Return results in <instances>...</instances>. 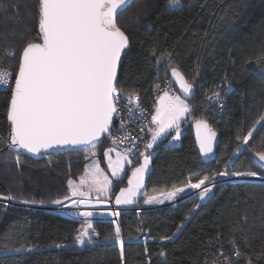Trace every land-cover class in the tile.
Wrapping results in <instances>:
<instances>
[{
    "label": "trees",
    "instance_id": "trees-1",
    "mask_svg": "<svg viewBox=\"0 0 264 264\" xmlns=\"http://www.w3.org/2000/svg\"><path fill=\"white\" fill-rule=\"evenodd\" d=\"M117 24L130 45L117 68L121 93L139 95L152 114L163 88L173 89V68L192 83L195 93L186 99L190 108L181 123V145H161L149 154L144 193L119 213L122 257L116 227L106 220L94 222L93 246L80 245L75 219L36 205L70 196L67 183L82 173L84 153L108 146L106 136L94 147L56 149L38 159L10 150L11 89H0V196L14 197L0 200V264H224L220 253L231 264H247L248 258L264 264V181L218 175L254 171L264 177L253 160L264 153V126L256 124L264 116V0H181L177 6L169 0H131ZM29 41L40 42L39 0H0V66L10 68L14 79ZM13 51L14 56L7 55ZM220 83L231 88L227 107L218 114L205 98ZM197 117L219 135L208 164L201 162L190 132ZM254 126L245 145L243 137ZM204 176L214 177L205 200L189 196L174 206L160 205L171 201L165 199L169 192ZM150 197L163 202L145 204ZM143 203L157 207L142 208ZM234 247L241 257L231 255Z\"/></svg>",
    "mask_w": 264,
    "mask_h": 264
},
{
    "label": "snow or ice",
    "instance_id": "snow-or-ice-1",
    "mask_svg": "<svg viewBox=\"0 0 264 264\" xmlns=\"http://www.w3.org/2000/svg\"><path fill=\"white\" fill-rule=\"evenodd\" d=\"M130 3L131 0H39L40 42L29 41L23 46L18 70L14 74V84L11 82L12 72L0 71V85L11 89L8 108L11 131L7 144L10 150L26 149L31 153H39L41 149L61 145L94 147L103 134L109 133L113 113L117 112L118 104L127 105L131 114L133 98L124 96L117 88V68L122 54H126V50L130 47L129 37L117 24V16ZM180 3L181 0H169L170 6H177ZM7 55L14 56L15 52ZM152 55L155 56V52ZM168 58L170 59V54ZM172 74L180 80L184 92L190 93L193 85L184 81L177 69L173 68ZM219 95L215 93V96ZM160 100L156 114L152 116L154 127L148 129L152 134L153 143L169 128H175L179 135L178 122L188 111L187 104L179 96L169 98L165 93ZM138 101L139 97L136 98L137 107H139ZM201 123L198 122V125ZM256 124L264 126V116H261ZM204 127L207 128V125L205 124ZM255 130L254 126L253 130L243 137L245 145ZM214 137L215 133L208 129L207 136L201 140V150L206 154L212 151ZM138 138L125 137V139ZM153 143L145 147L150 149ZM127 151L128 154L132 153V149ZM141 155L144 163L132 173L136 178L135 183L129 180L132 187L121 189V194L116 197V204L132 203V197L141 187L140 174L147 169L149 163V157ZM256 155L261 162H264V153H256ZM16 162L20 163L18 157ZM128 163L130 164L131 161ZM218 175L256 177L258 173L222 172ZM113 176L121 178L115 168ZM213 181L214 177L204 176L196 183L189 182L185 187L169 192L165 199L174 200L186 194V190L198 189V195L203 200L212 192ZM107 183L105 178L101 189L98 190H102ZM75 191L74 188V193ZM12 199H14L12 196L0 197V200ZM162 202L156 197L145 200V204ZM24 203L36 202L24 201ZM54 203L62 204V201L56 200ZM76 203L75 200L72 201L73 205ZM79 203L83 204L85 201L80 200ZM118 214L113 213V215ZM82 215L91 217L93 213L86 211ZM87 227L91 229V221L88 222ZM85 237L88 238L89 243L92 242L87 229L80 232L76 242L83 245ZM115 239L120 242L123 255L124 241L119 227L116 228ZM163 239H171V237H163ZM229 243L235 244L234 241ZM26 251L30 252L31 249ZM231 255L239 258L243 253L234 247ZM219 258L224 264H231V259L223 253H220ZM247 264H253L252 258L247 259Z\"/></svg>",
    "mask_w": 264,
    "mask_h": 264
},
{
    "label": "built area",
    "instance_id": "built-area-1",
    "mask_svg": "<svg viewBox=\"0 0 264 264\" xmlns=\"http://www.w3.org/2000/svg\"><path fill=\"white\" fill-rule=\"evenodd\" d=\"M0 71H13L10 68H6L0 66ZM11 82L14 83V76L11 77ZM224 86V88L222 87ZM222 87V89H221ZM231 85L221 83L219 84V88L209 94H207L205 100L208 101L210 104L215 106V110L219 113L224 112V109L227 107V94ZM0 89L8 90L7 86L0 85ZM158 89H156L157 93ZM120 92V91H119ZM215 93H219L220 95L217 97ZM123 94V93H122ZM124 96H131L133 98V104L131 105V114L129 113V108L127 105L121 106L117 105V112L113 113L112 117V124L109 128V133H106L105 136L107 138L108 146L112 149L119 150L123 152L127 157H129L132 162L129 167L133 165L135 161L141 159L143 155L141 154H150L156 148L161 145H168L173 148L180 147L181 139L179 136L172 140H162L160 142H152V134L148 131L149 128L154 127L152 123V116L153 114L147 109L144 103L141 102L139 95L130 94ZM139 97V107H137L136 98ZM123 121V124H122ZM180 132L182 131L180 125ZM131 136L132 138L139 137L138 139H125V137ZM115 141V142H114ZM149 143H153L152 148H146L145 146ZM135 145L136 147H133ZM128 149H132V153L128 154ZM92 153H84L83 160L89 161V159H95ZM198 192V190H196ZM196 192L193 191L190 195L195 194ZM75 200L77 203L75 205L72 204V201ZM80 200H84L85 203H79ZM62 204L56 203H48L47 205H36L45 210H50L55 213H60L66 217H72L78 222V230L76 233V237L80 234L81 231L87 229L89 234L91 235L92 242H88V238L85 237V243L88 244L90 247L93 246L94 239L98 234V230L96 226H94V222L96 220H106L109 221L113 226L119 227V218L120 214L113 215V213H120L125 209H120L114 206L112 200L109 198H83V197H72L68 196L67 198L61 199ZM179 202V201H178ZM176 203V202H175ZM174 206V205H172ZM92 212L93 215L91 217H84L82 215L83 212ZM91 221L92 227L88 229L87 225L88 222Z\"/></svg>",
    "mask_w": 264,
    "mask_h": 264
},
{
    "label": "rangeland",
    "instance_id": "rangeland-1",
    "mask_svg": "<svg viewBox=\"0 0 264 264\" xmlns=\"http://www.w3.org/2000/svg\"><path fill=\"white\" fill-rule=\"evenodd\" d=\"M165 93H167V96L169 98L179 96L178 93L174 89H170L167 87L163 88V91H161L159 93V95L156 97V99L154 101V105L152 108V114L153 115L156 114V108L161 103L160 98L163 97L165 95ZM180 99L183 100L185 102V104H187L188 111H189V108H190L189 107V101H186V99L184 100L181 97H180ZM188 111L186 113H184L183 116L181 117V119L179 120V122H178L179 127H180L181 123L184 120H186V117L189 113ZM191 117H193L192 114H191ZM179 133H180V128H179ZM177 136H179V135H177L176 129L175 128H169V129H167V132L165 134H162L160 137L157 138L156 142H160L162 140H165V138H167V137H168V140H172V139L176 138ZM91 150H92L91 153L93 155L95 154L94 156H98L101 153L102 156L100 158V162H98L99 158H98V160L91 159V160H89L88 163L86 161L84 169H83L82 173L79 175V177L77 179H69L68 180L67 184L69 185L70 196H72V197H79L80 196L83 198H102V197L103 198H109L112 200V203L117 208H124V207L125 208H132L135 205V202L144 193L145 184H146L145 179H146V176H147V174L151 168V158H150L151 155L146 154L149 157L148 167L142 174H140L141 187L137 190L136 195L134 197H132V203L116 204V197L121 194V189H128L129 187H132V185L129 184V180L131 179L135 183L136 178L133 177L132 173H133L135 168L140 167L144 163V159H143V157H141L140 160L133 163V165L131 167H129L131 163L129 164L128 161L132 162V160L129 157H127L123 152H120L119 150L112 149L111 147H109L107 145H103L102 147H99V148H92ZM114 168L120 173L121 178H117V177L113 176ZM233 177H231V179ZM105 178H107L108 183L103 186L102 190H98V189H101V185L105 181ZM123 178H124L123 184L118 186L120 180H122ZM224 178H226V177H224ZM228 178H230V177H228ZM249 178L260 180V179H262V176L257 175L256 177H249ZM69 181H71L72 183L70 184ZM82 181H83V183H82ZM97 181H99L100 183H97ZM191 183H196V182H191ZM213 183H214V181H213ZM74 188L76 189L75 193H74ZM196 190H198V189L186 190V194H182V195H183V197L189 195V196L199 198V195H198L199 190H198V192ZM193 191H195L196 193L193 195L188 194V193H192ZM83 193H87L88 195L84 196V195H82ZM189 196H187V197H189ZM5 201H10V200H5ZM144 203H143L142 207L144 206ZM177 203H179V202L175 203V201L174 202L168 201V203H164V204H160V205H176ZM147 207H153V206H147ZM119 247H120V253H121V245H119ZM121 257H122V254H121Z\"/></svg>",
    "mask_w": 264,
    "mask_h": 264
},
{
    "label": "water",
    "instance_id": "water-1",
    "mask_svg": "<svg viewBox=\"0 0 264 264\" xmlns=\"http://www.w3.org/2000/svg\"><path fill=\"white\" fill-rule=\"evenodd\" d=\"M177 71L183 77L184 81H186L187 83H190L188 81V79H186L185 76H183V74L179 70H177ZM169 80H171V84H172L173 89L178 93V95L182 99H184V100L185 99H189V98H191L194 95V93H195L194 88H192V90H191L190 93H185L184 92L183 88L181 87L180 80L176 76H174L172 74V72L169 75ZM190 84H192V83H190ZM10 98H11V94H10ZM9 104H10V102H9ZM8 108H9V106H8ZM7 120H8V114H7ZM8 122H9V125H10V121L9 120H8ZM198 122H202V123L198 125ZM205 124L207 125V128L204 127ZM208 129H210L212 132L215 133V137L212 140V151L210 153H207L206 154L205 152H203L201 150V140L204 139L207 136ZM190 132H191V134H193L194 145H196V151H197L198 156H200V158H201V162L203 164L210 163V161H212L214 159L216 149H217V147L219 145L218 144L219 143V135H218V133H216L213 130V128L209 124V122L207 123L205 120H203V119H201L199 117H197V119H194V120L191 121ZM105 134H103V135H105ZM100 139L101 138H99V140ZM97 144H98V142L96 143V145ZM89 147H93V146H84V145H61V146H54V147L49 148V149H41V151L39 153H31V152H28L26 149H19V151L20 152H24V153L30 155L32 158L38 159L42 155H45L46 153L54 152L56 149H66V148H72V149H77V148L78 149H88ZM253 160L259 166V168L261 170H264V162H261L259 160V157L256 154H254ZM244 179H249V178H244ZM244 179H233V180H244ZM224 180H228V179L224 178ZM233 180H230V181H233ZM250 180H254V179H250ZM255 180H259V179H255ZM259 181H263V180L260 179ZM187 196H189V195H187ZM187 196H184V197H187ZM205 199H203V200H205ZM146 207L143 206L142 208H146ZM153 207H157V206H153Z\"/></svg>",
    "mask_w": 264,
    "mask_h": 264
},
{
    "label": "bare ground",
    "instance_id": "bare-ground-1",
    "mask_svg": "<svg viewBox=\"0 0 264 264\" xmlns=\"http://www.w3.org/2000/svg\"><path fill=\"white\" fill-rule=\"evenodd\" d=\"M183 196H181V197H177L176 199H174V200H171V201H175V202H178L179 201V199H181Z\"/></svg>",
    "mask_w": 264,
    "mask_h": 264
},
{
    "label": "crops",
    "instance_id": "crops-1",
    "mask_svg": "<svg viewBox=\"0 0 264 264\" xmlns=\"http://www.w3.org/2000/svg\"><path fill=\"white\" fill-rule=\"evenodd\" d=\"M89 160H91V159H89ZM95 160H98V158H95ZM89 161H87V163H88ZM98 162H100V160H98ZM86 164V163H85ZM103 198V197H102ZM102 198H99V199H102ZM125 208V207H124ZM124 208H120V209H124Z\"/></svg>",
    "mask_w": 264,
    "mask_h": 264
}]
</instances>
